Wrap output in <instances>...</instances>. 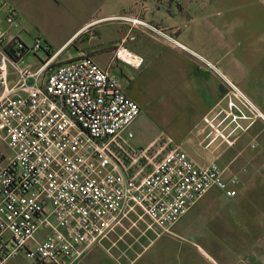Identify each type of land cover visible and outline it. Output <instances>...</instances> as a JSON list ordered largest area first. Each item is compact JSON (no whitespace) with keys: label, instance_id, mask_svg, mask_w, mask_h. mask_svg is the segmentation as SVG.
Wrapping results in <instances>:
<instances>
[{"label":"built area","instance_id":"obj_1","mask_svg":"<svg viewBox=\"0 0 264 264\" xmlns=\"http://www.w3.org/2000/svg\"><path fill=\"white\" fill-rule=\"evenodd\" d=\"M121 20L148 27L139 18ZM21 33L16 9L0 0V140L10 151L0 154V264L20 252L30 264H74L131 213L167 231L211 190L238 194L237 175L197 167L180 148H134L130 127L140 106L118 79L87 55L52 68L58 53L49 55L38 36L27 46ZM38 54L44 57L36 70L24 66ZM113 58L134 70L144 64L123 46ZM222 80L226 107L211 122L229 137L264 122L255 104ZM41 230L48 232L37 239Z\"/></svg>","mask_w":264,"mask_h":264},{"label":"crops","instance_id":"obj_2","mask_svg":"<svg viewBox=\"0 0 264 264\" xmlns=\"http://www.w3.org/2000/svg\"><path fill=\"white\" fill-rule=\"evenodd\" d=\"M7 1L16 11L19 10L17 13L21 20L23 41L31 42L38 36L51 48L47 39L39 32L31 33L33 26L39 23L36 18L38 13L28 7L31 0ZM50 1L57 8L72 7L66 9L70 14L67 21L75 27L74 33L54 52L58 53L56 59L61 58L71 46L81 40L80 57L90 56L102 69L114 75L124 93L140 106V111L143 106H164V116L167 115V119H173L175 115L179 122L187 124L189 128L203 127L202 132L210 133V115L214 108L226 107L228 85L222 80L224 77L264 115V0ZM122 17L139 18L148 27L125 22L121 20ZM103 26L113 32V36L106 43L92 44L95 37L93 30ZM155 30L179 45L173 44ZM104 44L111 50L110 62L103 60L98 55L100 51L95 48ZM116 46H123L144 60L141 69L132 68L137 75L126 78L124 84L121 82L123 75L119 77L113 69L115 63L125 65L113 58ZM32 57L38 60L44 56L38 54ZM60 61L65 63L70 60L61 58ZM204 63L210 64L214 69ZM16 79L15 72L10 69V83L14 84ZM167 106H179L178 113L170 116V107ZM218 128L220 127H215ZM189 130L178 137L181 142L176 143L173 141L175 137H168L165 143L154 139L148 146L161 144L166 149L180 148L197 167L214 164L219 169L226 170V178L237 175L229 164L224 165L221 161H217V164L205 163L203 159H211L214 155L216 158L222 155L227 158L231 152L216 153V144L211 138H201V144L199 136L188 138ZM247 132L252 149L257 145L253 155L261 157L264 155V122L257 120ZM198 142L204 147L198 146ZM0 144L7 149L1 140ZM4 148L0 154L9 155L3 152ZM241 152V145H238L235 153L240 154V159ZM208 204V200L200 199L178 222L180 232L185 234L189 224L197 218L196 213L204 215L203 208ZM47 232L41 230L39 233L42 235L38 236V233L37 239H43Z\"/></svg>","mask_w":264,"mask_h":264},{"label":"rangeland","instance_id":"obj_3","mask_svg":"<svg viewBox=\"0 0 264 264\" xmlns=\"http://www.w3.org/2000/svg\"><path fill=\"white\" fill-rule=\"evenodd\" d=\"M28 7L39 15L36 16L39 23L33 26L31 33L37 31L45 37L51 45L49 54H54L75 31V27L67 21L69 10L66 9L72 7L57 8L50 0H31ZM92 33L95 35L91 41L94 45L106 43L113 36V32L105 26L95 28ZM32 42L25 44L30 46ZM79 48L81 49V40L71 46L61 58L78 59ZM95 48L100 51L98 55L103 60L110 62L112 54L106 44ZM61 58L55 60L52 68L63 64ZM23 63L31 71L39 66L32 55L26 56ZM113 65L119 77L123 75V84L126 83V78L137 75L132 68L129 69L125 65ZM136 83L138 85L140 81ZM167 107L171 108V113L168 108L170 116L178 113L179 106ZM163 108L164 106L142 107L135 123L130 127L134 133L131 145L136 149L145 148L154 139L165 143L168 137H175L173 141L177 143L178 137L188 129L190 139L199 136L200 140L207 136L216 144V153L228 151L231 155L226 156L227 158H224V155L216 158L214 155L213 158L203 161L215 164L221 161L224 165L229 164L230 169H233L240 179L238 194L234 198H227L222 192L211 190L202 198L209 201L203 208L204 215L196 213L197 218L189 224L185 234L180 232L179 223L163 231L151 225L148 219L140 218L139 211L131 213L121 220L120 226L88 249L74 264H264V155H253L257 145L252 149L249 136L246 135L248 132L229 137L219 131L220 128L215 129L218 123L216 120L209 127L210 133L205 134L201 130L203 127L189 128L187 124L179 122L175 115L173 119L169 116L167 119ZM214 109L210 121L225 107L218 106ZM238 145H241L242 149L241 159L240 154L235 153ZM198 146L204 147L199 142ZM2 148L4 145L0 144V153ZM3 152L10 154L5 148ZM254 162L258 164H253ZM41 235L42 233L38 234ZM7 264L30 263L24 252H20Z\"/></svg>","mask_w":264,"mask_h":264},{"label":"trees","instance_id":"obj_4","mask_svg":"<svg viewBox=\"0 0 264 264\" xmlns=\"http://www.w3.org/2000/svg\"><path fill=\"white\" fill-rule=\"evenodd\" d=\"M49 55H51V54H49Z\"/></svg>","mask_w":264,"mask_h":264}]
</instances>
